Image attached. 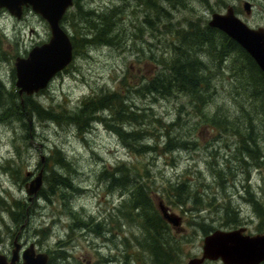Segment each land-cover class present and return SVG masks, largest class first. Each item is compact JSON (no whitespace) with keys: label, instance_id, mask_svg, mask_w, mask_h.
<instances>
[{"label":"rangeland","instance_id":"obj_1","mask_svg":"<svg viewBox=\"0 0 264 264\" xmlns=\"http://www.w3.org/2000/svg\"><path fill=\"white\" fill-rule=\"evenodd\" d=\"M249 1L251 8L253 5L250 13L244 8L245 0H209L210 7L204 1L194 0L193 11L178 10L172 4L164 3L166 11L155 13L153 23L156 26V19L160 24H169L174 14L176 20L184 15L197 14L209 19L213 11H224L228 5H233L235 11L251 26L264 25V0ZM137 2V0H82L84 9L104 8L113 4L129 5L122 15L120 25L127 46L125 48L117 45L87 46L84 51L74 54L73 60L54 75L46 87L25 99L28 102L37 101L46 109L61 110L65 107L72 110L83 96L92 92L107 89L124 92L132 109L136 113L143 114L142 120L139 119L141 126L136 123L135 129L141 127L148 133L140 142L155 144V149L138 157L135 172L143 175L144 179L149 177L152 180L151 186L156 195L161 196L159 198L166 203L168 201V198L164 197L166 189L170 188L173 182L178 184L185 180L192 185L186 186L188 192L195 189L201 195L205 192L216 194L213 203L215 205L228 197L231 198L234 206L239 208V225H245L247 231L255 232L260 226L264 228V213L261 216L257 215L251 202L245 199V196H248L246 188H249L254 193V197L261 201L260 209L264 207V164L257 165L255 160L247 162L246 157H240L241 153L236 150L239 144L238 137L231 133L211 130L205 125L201 114L191 112V106L182 96H179L178 100L174 97H159L157 94L141 96L135 92L136 86L130 87L124 83L126 79L138 80L142 76L153 75L155 68L158 67L155 60L157 55L161 51L166 53L168 48L163 36L151 34L147 30L143 32L142 37H135L134 33L139 32L137 25L142 19L140 8L135 12L131 11ZM73 9L71 7L70 11ZM69 19L70 17L62 23L72 34L73 23L69 22ZM72 19L76 22L77 18L72 16ZM81 24L85 25L83 21ZM49 36L50 30L46 19L30 8L24 10L20 18H16L7 10L0 12V52L7 55V57L0 56V79L7 91L12 86H16L15 73L12 70L16 53L26 55L34 44L48 40ZM223 86L222 79H219L216 82L217 103L225 107L230 106L233 119L236 106L232 99H226L228 97ZM124 89H127L126 93ZM180 105L182 109L178 110ZM52 113L57 117L55 112ZM238 113H240L239 109ZM102 114L108 115L109 110H104ZM170 122L177 124L175 130L169 128L171 132L167 134L162 124ZM28 123L27 129L20 120L0 122V198L6 202V207L12 204L13 198L21 199L28 210L24 222L15 224L9 212L4 209L6 207L0 203V250L10 255L15 236L23 246L33 241L37 250L46 252L55 246L58 239H61L68 241L66 246L69 254L67 258L58 259L54 264H77L80 261L84 264L95 262L123 264L126 249L130 251L129 247H125V236H128L131 230H134L133 233H138L140 230L138 225L131 227L125 218L116 214L117 208L123 202L125 192L120 187H110L108 179L99 180V172L104 168L111 169L117 164L120 165L122 161L137 160L135 153L128 147L131 137L121 138L105 124L104 120L100 119L93 124L92 122L86 124V132L83 134L78 131L75 122H67L63 119L56 122L53 119L33 117ZM260 124L264 125V121ZM125 127L131 129L129 124L123 126ZM168 127L169 125L166 126ZM177 132L185 139L195 140L196 143L183 148L171 147L170 150L165 151V148L176 140L173 139V134L178 136ZM243 135L246 137V144L242 147L248 145L255 149L258 146L260 140L257 136L261 135L260 132L255 135L246 133ZM207 145L209 146L206 147ZM55 147L65 152L69 161L68 171L71 182L63 189L69 193L67 195L71 205L75 210H82L80 211L82 216L89 215L94 217V220L104 218L107 227H111V230L104 231V234H95L92 230L83 227L71 231L68 224L72 219L66 214V210L62 212L61 199H54L52 202L40 195H36L31 201L27 199L23 182L29 181L40 168L43 169L46 157H50L48 164L55 170L64 171L52 163L51 155ZM136 151L145 153V149ZM212 157L216 161V166L222 171V178L226 179L222 186H217L211 176L209 161ZM240 160L248 163L246 173L239 167ZM7 166L13 169L18 167L19 172L9 170ZM247 170H249L248 176ZM28 171L30 173H27ZM126 171L133 175L132 171ZM126 171L123 169L116 176H123ZM43 175L45 176V170ZM68 186L71 187L67 188ZM154 192L153 195L156 196ZM203 204L202 200L198 205L199 211L192 210L185 213H182L180 207L167 204L171 210L182 216L183 232L185 237L189 238L183 243L180 264H184L190 256L201 252L202 238L206 234L202 232L203 229L208 225L213 229L225 228L223 209L210 210V206L203 208ZM9 207L13 209L12 205ZM118 222L122 231H119ZM42 227L48 231L43 235L37 231ZM112 233L118 234L112 237ZM105 258L107 259L103 260ZM132 264L138 263L132 262Z\"/></svg>","mask_w":264,"mask_h":264},{"label":"trees","instance_id":"obj_2","mask_svg":"<svg viewBox=\"0 0 264 264\" xmlns=\"http://www.w3.org/2000/svg\"><path fill=\"white\" fill-rule=\"evenodd\" d=\"M81 1L73 0L72 5L61 19V24L65 29L67 27L62 23L63 20H68L70 17L69 22L73 23L71 34L73 56L84 51L87 46L117 45L125 48L127 42H125V35L121 31L120 25L122 15L129 5L113 4L104 8L84 9ZM137 1L131 11L135 12L140 8L142 19L137 25L139 32L134 33L135 37H142L143 32L147 30L151 34L163 36V39L167 41L168 48L166 53L161 51L157 55L155 60L158 67L155 68L153 75H145L138 80L127 81L126 79L124 83L130 87L136 86L135 92L141 96L157 94L159 97H174L177 100L180 99L179 96L184 97L191 106V112L201 114L205 125H208L211 130L231 133L238 137L239 144L236 150L241 153L242 156L240 157H246L247 162L255 160L257 165L264 164V125L260 124L261 121H264V71L236 40L221 29L211 26L208 19L203 18L201 14L184 15L177 20L174 14L171 23L160 24L155 19L156 26H154L155 13L166 11L164 3L172 4L178 10L193 11L194 0ZM201 1L207 3L209 7L211 6L209 0ZM71 7L74 8L72 11H70ZM72 16H76V22ZM82 21L85 25L81 24ZM157 25L160 26L157 27ZM123 42L125 43L123 44ZM0 56L6 57L1 52ZM12 70L15 73L14 67ZM219 79H222L224 83V91L228 97L226 99H232L235 103L236 114L233 115V119L231 118L230 106L225 107L217 103L218 88L216 82ZM2 82L0 79V122L20 120L28 129V120L33 117L53 119L56 122L63 119L67 122H75L78 131L83 134L86 132V124H91V122L93 124L100 119L104 120L105 124L121 138L131 137L128 147L131 152L135 153L137 160L134 162L122 161L120 165L117 164L111 169L104 168L99 172V180L108 179L110 187H120L125 192L123 202L117 208L116 214L125 218L131 227L138 225L140 230L138 233H133L134 230H131L130 234L125 236V247H129L130 251L126 249L123 264H132V262L138 264H180L183 243L189 238L185 237L183 231H177L175 226L163 216L158 206V202L162 198H159L161 196L158 197L157 193L153 191L152 180L149 177L144 179L143 175L135 172L138 166V157L147 154L151 149H155V144L148 145V143L140 142L148 132L141 127L135 129L136 123L141 126L139 119L142 120L143 114L136 113L132 109L127 94L125 95L124 92L117 89L99 90L83 96L72 110L65 107L61 110H54L44 108L37 101L28 102L25 98L31 94H20L16 86H12L7 91ZM124 91L126 93L127 89ZM180 109H182V105L178 108V110ZM238 109L240 113H238ZM104 110H109V114L103 115ZM52 112H55L57 117ZM189 112L187 111V113ZM126 124L131 125V129L123 128ZM176 124V122H170L162 125L169 134V128L175 130ZM168 125L169 127L166 128ZM257 132L261 133L260 136H257L260 140L258 146L255 149L248 147V145L242 147L243 144H246V137L243 134L255 135ZM177 134L178 136L173 134V139L176 140H173L172 145H168L169 147L165 148V151L170 150L171 147L183 148L196 143L195 140L185 139L178 132ZM137 149H145V153L136 151ZM211 155L214 156V154ZM260 157L263 159H258ZM48 158L50 161V157ZM48 158H45L46 162L43 164L42 170L43 173L45 170V176L43 175L42 186L37 195L47 201L62 200V212L66 210V214L72 219L68 224L71 231L83 227L92 230L95 234H104V231L111 230V227H107L104 218L94 220V217L85 214L83 217L80 213L82 210H75L71 205L68 198L69 193L63 189L71 182L68 171L69 161L65 152L55 147L51 155L52 163L64 171L58 172L53 166H50ZM240 161L242 163L240 162L239 167L246 173L248 163L243 160ZM209 162L211 163L209 169L214 182L217 186L224 185L226 179L222 178V171L216 166L214 157ZM6 168L19 172L17 171L18 167L13 169L7 166ZM122 168L124 171H132L133 175L126 171L123 176H116L123 171ZM48 171L49 173H46ZM248 175L249 170H247ZM186 186L192 185L185 180L178 184L173 182L170 188L164 192V197L168 198L166 203L180 207L182 213H185L192 212V210L199 211L198 205L203 200V208L208 205L210 210L223 209L225 228L240 224L239 208L234 206L231 198L228 197L225 201L215 205L213 203L216 194L201 192L203 193L201 195L195 189L188 192ZM69 187L71 186L67 188ZM153 192L156 196L153 195ZM246 192L248 196H245V199L251 202L257 215L261 216L264 213V207L262 210L260 209L261 201L254 197V193L249 188H246ZM0 203L6 207V202L1 198ZM11 205L13 209L9 207ZM9 206L4 209L9 212L12 221L15 224H22L28 213L25 203L21 199L13 198L12 204ZM211 230H213L212 226L208 225L202 232L207 233ZM262 230L264 228L260 226L256 231ZM37 231H40L41 233H38L42 235L45 234V231L48 232L45 227L37 229ZM119 231H122V228L119 227ZM117 234L112 233V237L117 236ZM67 242V240L58 239L55 248L52 247L47 250L49 253L47 264H54L58 259L63 260L68 257ZM213 262L214 264H223L218 260H206L203 264H212ZM77 264L84 263L80 261ZM258 264H264V260Z\"/></svg>","mask_w":264,"mask_h":264},{"label":"water","instance_id":"obj_3","mask_svg":"<svg viewBox=\"0 0 264 264\" xmlns=\"http://www.w3.org/2000/svg\"><path fill=\"white\" fill-rule=\"evenodd\" d=\"M73 0H0V9L21 17L23 6H29L44 17L49 25L47 41L34 45L26 56H17L14 61L15 85L20 94H31L47 86L49 80L73 58L70 33L61 24V19ZM244 8L250 12V1ZM211 26L224 31L236 40L264 71V25L251 26L228 5L224 11H213L208 19ZM42 186V169L25 184L29 199ZM159 209L177 230L181 216L159 200ZM49 254L37 250L33 241L22 247L17 236L13 239L10 255L0 250V264H47ZM219 259L223 264H258L264 260V230L247 232L245 226L215 228L206 233L200 254L189 257L184 264H202L205 260Z\"/></svg>","mask_w":264,"mask_h":264},{"label":"flooded vegetation","instance_id":"obj_4","mask_svg":"<svg viewBox=\"0 0 264 264\" xmlns=\"http://www.w3.org/2000/svg\"><path fill=\"white\" fill-rule=\"evenodd\" d=\"M28 8H30V7H29V6H23V12H24V10H26V9H28ZM30 9H31V8H30ZM3 10H7V9H5V8H1V9H0V12H2ZM7 11H8V10H7ZM8 12H9V11H8ZM13 16H14V15H13ZM22 16H23V13H22L21 17H22ZM15 17H16V18H20V17H17V16H15ZM47 23H48V22H47ZM49 30H50V29H49ZM48 39H49V38H48ZM46 41H47V40H46ZM43 42H44V41H43ZM41 43H42V42H41ZM38 44H40V43H38ZM34 45H36V44H34ZM34 45H33V46H34ZM33 46H32V47H33ZM32 47H31V48H32ZM31 48H30V49H31ZM30 49H29V50H30ZM18 50H19V49H18ZM24 50L26 51V49H24ZM29 50H28V52H29ZM28 52H27V53H28ZM18 54H19V53L17 52L16 55L14 56V57H15V58H14V61H15V59H16L17 56H26V55H27V54H26V55H18ZM5 56L7 57V55H5ZM14 69H15V68H14ZM60 71H61V70H60ZM58 72H59V71H58ZM27 177H28V176H27ZM30 178H31V177H30ZM23 180H24V179H23ZM26 182H27V180L23 182V185H24V186H25ZM35 196H36V195H35ZM35 196H34L33 198H35ZM27 199H29V195H28V194H27Z\"/></svg>","mask_w":264,"mask_h":264},{"label":"bare ground","instance_id":"obj_5","mask_svg":"<svg viewBox=\"0 0 264 264\" xmlns=\"http://www.w3.org/2000/svg\"><path fill=\"white\" fill-rule=\"evenodd\" d=\"M234 7V6H233ZM235 9V8H234Z\"/></svg>","mask_w":264,"mask_h":264}]
</instances>
